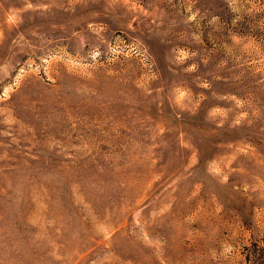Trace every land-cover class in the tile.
I'll return each instance as SVG.
<instances>
[{
  "label": "rangeland",
  "instance_id": "obj_1",
  "mask_svg": "<svg viewBox=\"0 0 264 264\" xmlns=\"http://www.w3.org/2000/svg\"><path fill=\"white\" fill-rule=\"evenodd\" d=\"M0 264H264V0H0Z\"/></svg>",
  "mask_w": 264,
  "mask_h": 264
}]
</instances>
